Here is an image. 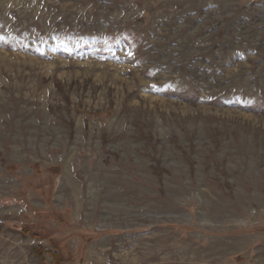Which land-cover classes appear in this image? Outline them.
<instances>
[{
	"label": "rangeland",
	"instance_id": "1",
	"mask_svg": "<svg viewBox=\"0 0 264 264\" xmlns=\"http://www.w3.org/2000/svg\"><path fill=\"white\" fill-rule=\"evenodd\" d=\"M0 264H264V0H0Z\"/></svg>",
	"mask_w": 264,
	"mask_h": 264
}]
</instances>
